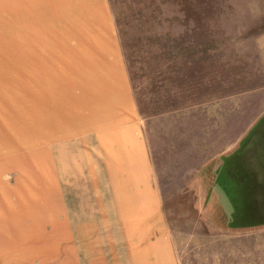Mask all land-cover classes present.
<instances>
[{
	"label": "rangeland",
	"instance_id": "374dc122",
	"mask_svg": "<svg viewBox=\"0 0 264 264\" xmlns=\"http://www.w3.org/2000/svg\"><path fill=\"white\" fill-rule=\"evenodd\" d=\"M6 8L7 0H0V150H8L0 154V180H5L6 187L28 190V194L13 196L18 202L33 198L40 184L54 183L51 166H55L56 141L41 143L38 112L43 108L49 120L59 95V103L65 102L62 94L67 91L62 84L71 82L72 48L62 40L73 32L49 7L33 9L45 16L38 21L21 19L11 25L6 24ZM105 11L110 33L119 38L141 113L148 117L145 130L162 169L163 206L171 218L173 238L181 245L205 243L211 235L209 227L216 225L219 230L222 225H240L242 221L235 217L205 220L198 216L202 211L215 216L225 210V204L241 214L238 219L258 222L259 217L249 218L248 213L256 214L262 199L250 197V188L237 179L238 153L223 157L221 163L212 161L211 168L204 162L197 170L195 166L198 159L209 155L205 153L225 144L233 121L234 133L237 126L243 139L264 120V0H108ZM42 51L48 54V66L41 58ZM50 73H55L59 82L55 83V76L44 83L43 90L47 89L40 108L36 87L42 78L44 82L51 79ZM28 102H35L33 112L38 110L37 115L33 113L31 129L25 119ZM206 141H214V149ZM198 183L202 185H195ZM52 222L48 219V227H42L47 234L42 241L47 243L55 241ZM69 228L65 226L62 239L65 259L70 258L73 241L72 234L66 233ZM239 232L244 236L225 239V258L239 253L245 262L257 258V264H263L264 230ZM20 237L17 234L16 241ZM90 237L96 242L94 237L99 236ZM75 238L78 241L77 235Z\"/></svg>",
	"mask_w": 264,
	"mask_h": 264
},
{
	"label": "crops",
	"instance_id": "0c3cea01",
	"mask_svg": "<svg viewBox=\"0 0 264 264\" xmlns=\"http://www.w3.org/2000/svg\"><path fill=\"white\" fill-rule=\"evenodd\" d=\"M107 1L7 0L6 24L21 19L38 21L45 16L35 14L34 10L49 7L66 21L65 26H72L73 33L62 40L72 48L71 82L62 84L67 91L62 94L65 102L59 103V95L49 120L42 108L47 89L43 90V86L47 80H54L55 73H50L52 78L45 82L42 78L39 88L36 87L42 108L38 112L41 143L56 141L55 166H51L54 183L40 184L34 189L33 198L17 202L12 200L13 196L28 194V190L6 187L5 180H0V264H242L245 260L239 253L231 258L224 256L225 239L244 236L239 232L242 230L223 231L222 226L219 230L218 226H211L209 241L199 244L181 245L173 238L171 218L163 206L159 173L162 169L157 166V151L145 130L148 117L139 108L119 38L110 33ZM21 2L35 7H21ZM76 27L78 33L74 32ZM45 53L42 51L41 58L46 65ZM54 81L59 82L58 76ZM29 89L32 92V87ZM33 105L28 102L29 116L25 117L29 129L33 113L36 112L35 116L38 111L33 112ZM230 128L225 144L198 159L195 170L203 162L211 168L212 161L221 163L222 157L234 151L241 136L237 126L234 133V121ZM219 136L224 138V133L220 131ZM206 145H213L214 149L216 143L206 141ZM3 149L0 154L8 151ZM219 202L225 204L224 199ZM225 207L215 216L206 211L198 216L205 220L224 218L225 212L230 211ZM48 219L54 220L52 243L42 241V236H47L42 227H48ZM15 223L19 226L15 227ZM65 226L71 229L66 233L73 236L70 258L66 259L62 241ZM259 229L264 227L247 231ZM17 234L22 237L16 241ZM95 235L99 236L94 237L96 242L90 237ZM192 250L199 253L191 254ZM245 264H257V258Z\"/></svg>",
	"mask_w": 264,
	"mask_h": 264
},
{
	"label": "water",
	"instance_id": "95a60500",
	"mask_svg": "<svg viewBox=\"0 0 264 264\" xmlns=\"http://www.w3.org/2000/svg\"><path fill=\"white\" fill-rule=\"evenodd\" d=\"M236 153L240 157V169L237 179L244 181L250 188V197L262 199V206L259 207V211H256V214L248 213L249 218L259 217V221L254 223H246L241 218L238 219L241 214L236 213L235 210L231 211V208H229L230 211L225 212L224 218L235 217L242 223L240 225L239 223H231L230 226L222 225V227H226L229 230L264 227V120L255 126L250 134L241 139L234 151L226 156L230 157Z\"/></svg>",
	"mask_w": 264,
	"mask_h": 264
}]
</instances>
